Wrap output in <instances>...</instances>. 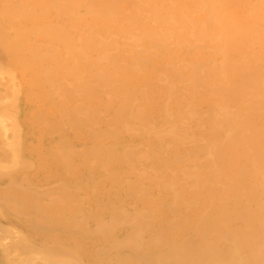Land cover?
Segmentation results:
<instances>
[{"label": "rangeland", "instance_id": "rangeland-1", "mask_svg": "<svg viewBox=\"0 0 264 264\" xmlns=\"http://www.w3.org/2000/svg\"><path fill=\"white\" fill-rule=\"evenodd\" d=\"M81 1L84 0H0V119H2L0 126L4 127L0 128V132L3 129L0 133L3 134L0 136V146H2V150L0 147V169H2L0 195L14 183L17 184L13 185L12 189L17 190L14 192L27 195L31 192L44 194L50 190L59 191L60 186H70L73 184L71 181H76L80 185L76 195L84 203L90 202L91 206L98 205L102 209L112 204L129 215L142 211L146 217H149L147 221L151 228H163L168 236L178 242L186 238L193 239L192 229L200 216L210 218L211 222L220 221L223 201H215L211 190L224 186L227 181L218 179L219 181L211 183L204 180L202 183L199 182L200 193L185 195L188 199L185 200V204L183 202V206L181 205L182 211L184 210L181 219L186 224L183 230L176 223L177 218L173 214H167L165 210L164 213L161 211L159 206L162 201L168 200V196L164 186L157 182L176 177L174 190L190 187V180L184 177L195 171L199 165H206L210 156L205 152V148L223 143L227 138L225 130L215 124L217 118H223V110L232 117H241L247 126V123L251 124L264 137V96L258 91L264 79V45L243 42L236 46L237 48L229 47L225 53H217L214 48L218 42H221L220 37L225 35V31H244L247 27H255L264 32V19L256 16L264 15V0H161V3L159 0L151 2L150 0H90V2L85 0V3ZM110 5H113V8ZM95 6L98 7L96 11ZM95 12L97 14H94ZM155 17L157 20L154 19ZM227 19L229 20L226 21ZM141 27L144 30H141ZM126 28L135 29L139 33L144 31L145 34L123 37V34L127 33ZM221 29L223 33L219 34ZM50 30L68 31L75 35L79 31L94 30L100 34L101 39L103 37L104 43L106 40L111 41L113 43L109 50L111 59L106 65L112 71L115 70L118 76L111 85L113 88H106L96 79H89V84L97 90L94 95L82 96L73 93L67 97H60L52 94L47 85L42 87H46L50 93L42 91L43 88L31 77L34 67L21 68L16 61L19 54L10 46V40L20 34L26 39L24 43L47 46L51 43L47 35V31ZM211 30L212 35L208 32ZM105 31L110 33L105 35ZM166 33L168 37L163 36V39L166 37L167 42L161 36L167 35ZM60 38L61 35L53 41L55 49L60 48ZM155 41L158 44L156 46ZM96 45L97 42H93L92 50ZM127 45L131 48H127ZM136 54L147 55L149 58L137 62ZM25 56L27 58L28 54L26 53ZM94 57L95 54L90 56L89 60L81 59V63L88 65L92 74L94 72L90 67L93 65ZM226 59L228 70L225 74L216 75L210 71L212 66ZM253 60H256V63ZM169 64L173 70H179L180 74L172 71ZM80 67L83 66L79 65L77 69L79 73L82 70ZM193 71H199V74L191 75ZM81 73L85 75L83 70ZM125 87H132L134 90L133 103L145 102L149 106L145 116L151 127L142 132L138 126L122 130L118 140L120 146L139 153L154 149L158 151L160 159L172 161L177 159V167L166 168L159 164L158 159L152 158L155 153L152 157L138 156L139 158L134 162L113 160L107 166L93 162L91 157L89 159L91 163L83 162L85 151L97 146L109 147L116 143V140L99 136L98 133L108 129L106 119L113 114L117 100L120 99L117 92ZM168 87L174 92L173 90L167 92ZM77 109H91L97 117L90 125L87 122L83 125H75L71 122L70 116ZM177 112L182 116L181 121L188 135L174 138L172 142L161 143V138L156 133H159L162 117L165 114L175 116ZM47 120L55 122L56 126L49 129L48 124L43 122ZM3 122L5 126L2 125ZM13 144H16L15 148ZM66 150L72 153L67 163L56 155L59 151L66 152ZM24 161L26 164L22 166ZM239 164L249 182L248 193L236 201L225 202L227 208L237 216L230 222L232 228H241L243 226L241 216L246 213V208L251 210L255 208V200L249 201L248 195L254 194L258 200L264 201V177L253 176V163L243 157L240 158ZM142 174L147 175L141 180L142 191L130 192V186L138 181ZM153 177L158 178H154L156 182L153 181ZM0 214V264H52L50 260L53 255L41 256L39 251L35 256L34 250L33 253L30 252L34 256L26 253L30 250L27 247L29 244L36 250L55 246L52 236H57L63 245L74 247L84 264H107V260L97 253V243L92 239L73 233L68 235L61 230L49 232L33 229L19 213H14L2 205H0ZM89 225L91 226V222ZM123 230L122 226H118L116 235L121 237ZM148 234L149 232L145 231L142 238H147ZM14 235L18 236L20 241L26 242L27 246L23 243L24 254L21 252L22 243L16 241L19 250L16 249L17 244L11 240ZM71 235L78 238L73 240ZM208 238L213 239L218 248L210 264H222L228 256L231 241L218 238L216 231H210ZM13 244L16 245L15 249ZM247 252L244 251L243 254L247 255ZM24 259L26 262L27 260L32 262L25 263ZM68 259L67 257L65 260ZM72 263L74 262L66 261L59 264Z\"/></svg>", "mask_w": 264, "mask_h": 264}, {"label": "bare ground", "instance_id": "bare-ground-1", "mask_svg": "<svg viewBox=\"0 0 264 264\" xmlns=\"http://www.w3.org/2000/svg\"><path fill=\"white\" fill-rule=\"evenodd\" d=\"M151 1L152 0H150V2ZM81 2L85 3V0ZM88 2H90V0ZM159 2L161 3V0H159ZM147 3L151 4L149 2ZM72 4L75 3L72 2ZM93 5H95V3ZM74 6L73 8H76ZM112 6L111 8H113ZM96 7L97 6H95L94 9L95 11L97 10ZM91 8L94 7L91 6ZM153 11H155V14H157L156 10L153 9ZM94 14L97 13L95 12ZM212 14L215 15V13ZM217 14L219 13L217 12ZM256 16L257 18L264 19V15L257 14ZM154 19H156V17ZM228 20L229 19H227L226 21ZM207 21L208 20H206L205 22L207 23ZM142 28L143 27H141V30H144ZM247 28L248 30H246ZM247 28L244 29V31H236V32L225 31L224 32L225 35L222 34L224 36L220 37L221 42H218L214 47L215 52L225 53L229 47L239 46L243 42H252L254 44H260L261 46H263L264 32L256 29L255 27H251V28L247 27ZM94 30L79 31V32L75 31L76 35L74 33L68 31H62V30L47 31V35L51 40V43L47 46H43L39 44L35 45L32 43L31 44L24 43V40L26 39L19 34V35H15L10 40V46L19 54V57L16 58L17 59L16 61L21 65V68L29 69L31 67H34L33 74L31 76L32 79L35 82H37L41 87L43 85H47V87H49V90H51L52 94L54 95L57 94L60 97H67L73 93L82 96L83 95L90 96V95H94L97 92V90L95 87L89 84V79H96L98 83L103 84V86H105L106 88L108 87L113 88L111 85H113L114 81L116 80V77H118L115 70L112 71L106 65V63L111 59V56L109 55V50L113 46V43L111 41L106 40V38H105L106 41L104 43L103 37L101 39L100 34L97 31L95 32ZM126 32L127 33L123 34V37H129V36L136 37L145 34L144 31H141L143 33H139L137 30L136 31L135 29L129 30V28L126 30ZM208 32H210V35H212L211 34L212 30ZM220 32L223 33V29L219 30L218 33L220 34ZM109 33H110L109 31H105V35ZM151 34L149 36H151ZM166 34L167 35L164 34L161 35L162 39L163 36L168 37V33ZM219 34L217 36H219ZM60 35L61 38L59 39V46L61 50H59L60 48L58 47L57 49H55V45L53 44L54 39L55 38L58 39V36ZM157 35L160 36L158 32ZM205 37H207V35H205ZM163 40L167 42L166 37ZM95 41L97 42V45L96 48L92 50L93 42ZM148 42L150 43L149 39ZM155 42L156 44L154 43L153 44L155 46L158 45L157 41ZM162 43L161 46H163ZM126 47L131 48L129 47V45H127ZM62 51L64 52L62 53ZM26 53L28 54L27 58L25 56ZM94 54L95 57L93 58V65L92 67H90V70L92 69V71L94 72L92 74L91 72H89L88 65L81 63V59L84 58V60H89L90 56ZM135 57L137 62L138 61L143 62V60L149 58L147 55L137 56V54L135 55ZM254 63H256V60L254 61ZM80 64L83 66V68L81 67L80 68L85 72L84 76L81 75L82 70H80L81 74L77 70ZM227 64H228V60L226 59L224 61H221L220 64L212 66L211 67L212 70L210 69L209 70L212 71V73L214 72L216 75H222L225 74L228 70ZM191 65H193V63ZM254 66L256 67V64ZM251 67L249 70H251ZM172 71H176L178 72V74H180L179 70L172 69ZM193 72L194 73L192 74L190 73V74L194 76L199 74V71H193ZM172 78L175 79V76L172 75ZM206 79L208 80L209 78ZM249 81H250L249 84L251 85V80ZM42 88H43L42 91H45V93L49 92V90H46V87H42ZM258 88L259 87H257V89ZM167 89H168L167 92L173 90L171 87H168ZM258 91L260 92V95L264 96V79ZM117 94H119L117 96L120 99L117 100L113 114L106 119V124L108 125V129H106L103 133L101 132L98 133L99 136H107L109 138L116 140V143L111 144L109 147L97 146L85 151V153L83 154L84 156L83 162L85 164L86 163L88 164L90 162L89 159L91 157V160L93 162L107 166L109 162L113 160H127L134 162L136 158H139L138 156H140L141 158H142L141 155H144L145 157H152L155 153V156H153L152 158L158 159L159 164L164 165L166 168L177 167L178 166L177 159H175L174 161L165 160L162 158L160 159L158 151H154V149L149 151L145 150L143 153H139L138 151H128L125 149L126 147L123 148L120 146V141L118 140H119L120 132L122 130L130 129L138 126L140 131L142 132V131H146L147 129H150L151 124L145 116L148 110L147 108H149V106L145 102L133 103L135 92L132 89V87L131 88L125 87L123 88L122 91H118ZM15 95L17 96V94ZM12 99L14 100L15 98ZM214 107L217 109L220 108V106H214ZM223 111H224L223 118H217L215 124L218 127H222V129L225 130L226 132L225 136L227 135V138L223 140L224 141L223 143H219L215 146H208L205 148V152L210 156L209 159L206 161V165L205 164L199 165L195 171L190 172L189 174L185 175V177L184 175H182L184 178L190 180L191 182L190 187L188 189L179 188L174 190V185H176L175 184L176 177L170 179L164 177L165 181L157 182V183H161L164 186L168 196V200L162 201L159 206L161 211L164 213L165 210V213L173 214L177 218L176 223L179 224L180 229L183 230L185 229L186 224L182 220L183 219L182 212L184 210L182 211L181 205L183 206L185 204V200L188 199L187 196L185 195H189L190 193L197 195L198 193H200L199 182L202 183V181L204 180H207L208 182L211 183H213L214 181H219L221 179H225L227 181V183L224 186L219 188H214L213 190H211L213 199L215 201L221 200L223 201L222 203L224 204V205L221 204L222 211H220V221L211 222L210 218L208 217L201 218L202 216H200L199 219H197L199 221L197 223L195 222L196 225L192 229V232L194 233L193 239L186 238L181 242H178L174 240L171 236H168V234L165 233V230L163 228H151L147 221L149 220V217H146V214L142 211H137L129 215L126 214L121 208L117 206H113L112 204H109L102 209L98 205L91 206L90 202L84 203V201H80L79 198L77 197L78 195H76V190L79 189L80 187V185L76 181H71L73 184L70 186L67 185L60 186L58 188L59 191L50 190V192H46L44 194L38 192H31L28 193L27 195L23 193L14 192L17 191L12 189L13 185L14 186L17 185L16 183H14L13 185H11V187L8 190H4L1 193L0 205L9 208V210H12L14 213H19L25 219L26 223L33 229H38L41 231L45 230L49 232L52 231L58 232L61 230L68 233V235L73 233L75 235H81L86 238L92 239L95 243H97V253L101 254V256L107 260L106 262L107 264H210L214 259L213 257L218 252V248L215 241L213 239L208 238V233L210 231H214V232L216 231V236L218 238H225L231 241L230 249L228 251V256L223 260L222 264H241V263L264 264V201L258 200V197L254 194L248 195L249 201L255 200V208L252 210L246 208L247 210L245 213L246 215L243 214L241 216V219H243L242 222L243 226L241 228L230 227L231 220L237 216L233 211L227 208V205H225L226 201H236L248 193L249 182L246 180V175L243 172V168L239 164L241 157L253 163V168H252L253 176L258 177L259 175H262L264 177V137H262L260 134L261 132L259 133V130L254 126H252L251 124L247 123L248 124L247 126L245 120H243L241 117L239 118L232 117L231 115H229V113L226 110ZM95 114L94 112H92L91 109H86V110L77 109L70 116V120L75 125H81V124L83 125L84 122L85 123L87 122L90 125L92 121L95 120L97 117ZM184 116H186V114H184ZM0 120L2 121V119ZM181 120H182V116L180 115L179 112H177L175 116H170L168 114H165L162 117V124L161 127L158 129L159 133H156L161 138V143L165 141L172 142V139L174 138H183L188 135ZM43 122L44 124H48L49 129L56 126V123L52 121L47 120ZM2 125H4V122ZM0 128H4V127L0 126ZM1 130H2L1 132H3V129ZM2 135L3 134H0V136ZM12 146L15 148L16 144H13ZM0 147L2 150V146ZM6 151L7 149L4 150L5 155H6ZM71 154H72L71 152H67L66 150V152L59 151L56 155L57 157L62 158V160L67 163V161L69 160V156ZM16 159L18 160L17 157ZM13 160L15 159L13 158ZM26 161L23 162L22 166L24 165V163L26 164ZM205 167L207 169H205ZM144 177H147V175L142 174V177L138 181H135V183H133L130 186V192L136 193L142 191L141 180ZM154 178L157 177L152 178L153 181L156 182ZM7 185L9 186V184ZM213 199L211 198V200ZM17 209H19V211ZM176 218H173V220H175ZM90 222L92 227L89 225ZM255 225L259 226V228H257ZM118 226H122L124 228L123 230L124 233L122 234L121 237H118L116 235L117 232L116 230ZM145 231L149 232V234L147 238L143 239L142 234ZM32 232L33 231H31V233ZM71 236L73 240H76L78 238L73 235ZM17 237L14 235L13 239L11 240L14 242V244L16 243V241H19V244L20 242L22 243L21 244V252H22L23 243L26 244V242H23L24 240L20 241V239H18ZM14 239H18V240L14 241ZM52 239L54 243H56L55 246L48 248L43 247L42 249L38 248L37 249L38 251L36 250L35 247L33 249V247H31L30 244L28 246L26 244V246L30 249L26 253H30L31 251H32L31 253H33L35 251V253L33 254L37 255V253L40 251L39 253L41 254V256L42 255L45 256L44 254H48L50 256L53 255L54 258L53 256L51 257L54 263L52 262V259L50 260L52 264L66 263V261L67 262L73 261L74 263L72 264H84V262H82L81 259L79 258V254L74 249V247L70 248L63 245L62 243L59 242V238L57 236H52ZM13 242H11L10 245ZM16 244H17L16 249H19L18 248L19 244L18 243ZM15 246L16 245H14V249ZM11 247L13 248L12 245ZM244 251L247 252V255L243 254ZM22 253L24 254V252ZM31 253L29 254V256L33 255V254L31 255ZM23 257L26 256L23 255ZM67 257L69 259L65 260L67 259ZM102 261L105 262L104 260ZM23 262L28 263L32 261L27 260L26 262V260L24 259Z\"/></svg>", "mask_w": 264, "mask_h": 264}]
</instances>
